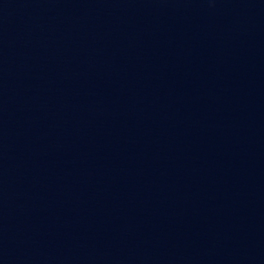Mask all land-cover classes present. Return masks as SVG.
<instances>
[{
	"label": "water",
	"instance_id": "1",
	"mask_svg": "<svg viewBox=\"0 0 264 264\" xmlns=\"http://www.w3.org/2000/svg\"><path fill=\"white\" fill-rule=\"evenodd\" d=\"M0 264H264V0H0Z\"/></svg>",
	"mask_w": 264,
	"mask_h": 264
}]
</instances>
